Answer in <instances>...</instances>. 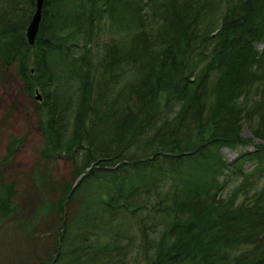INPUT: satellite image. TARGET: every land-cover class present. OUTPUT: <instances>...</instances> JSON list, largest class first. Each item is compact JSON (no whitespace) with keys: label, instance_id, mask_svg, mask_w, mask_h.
Segmentation results:
<instances>
[{"label":"trees","instance_id":"obj_1","mask_svg":"<svg viewBox=\"0 0 264 264\" xmlns=\"http://www.w3.org/2000/svg\"><path fill=\"white\" fill-rule=\"evenodd\" d=\"M37 1L0 0V61L79 179L49 264H264V0H44L32 45Z\"/></svg>","mask_w":264,"mask_h":264},{"label":"rangeland","instance_id":"obj_2","mask_svg":"<svg viewBox=\"0 0 264 264\" xmlns=\"http://www.w3.org/2000/svg\"><path fill=\"white\" fill-rule=\"evenodd\" d=\"M36 101L26 92L16 69L0 61V182L17 184L14 212L0 222V264H49L59 226L53 211L43 214V210L64 183L75 182L70 160L45 163L41 159L45 140ZM244 134L250 136L247 128ZM10 135L21 139L22 146L12 160L4 162ZM252 148L225 147L223 152L233 160ZM78 203H71L70 208Z\"/></svg>","mask_w":264,"mask_h":264},{"label":"water","instance_id":"obj_3","mask_svg":"<svg viewBox=\"0 0 264 264\" xmlns=\"http://www.w3.org/2000/svg\"><path fill=\"white\" fill-rule=\"evenodd\" d=\"M43 7H44V0H38L35 14L27 29L28 40L32 45L35 44L36 36L39 31L40 23L42 20ZM38 98L40 97L38 96Z\"/></svg>","mask_w":264,"mask_h":264}]
</instances>
